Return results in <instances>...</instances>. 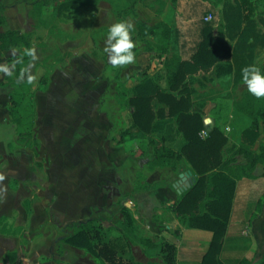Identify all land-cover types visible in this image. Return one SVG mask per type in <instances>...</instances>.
Segmentation results:
<instances>
[{"label":"rangeland","instance_id":"374dc122","mask_svg":"<svg viewBox=\"0 0 264 264\" xmlns=\"http://www.w3.org/2000/svg\"><path fill=\"white\" fill-rule=\"evenodd\" d=\"M23 1L0 0L6 5V18L23 17L21 14L26 11ZM216 1L165 0L163 11L157 14L159 4L148 0L138 6L137 15L151 24L168 20L172 27V51L180 52L186 58L196 50L205 26H213L216 34L219 30L226 34L234 51L233 58L226 61L230 67L221 69L216 66L210 72L198 73L201 79L203 74L206 78H215L213 82L216 83L208 87L219 95L211 99L202 98L198 102L205 106L204 122L206 119L211 121L205 123V130L210 132L219 127L228 136L229 141L224 148L227 157L239 145L246 143L244 132L251 125V120L234 106L235 100L248 90L243 81L235 80V70L244 59L259 67L264 62V14L261 13L264 0ZM44 11L53 13L51 7H45ZM70 14L69 17L67 10L58 14V26L63 21L70 34L74 35L63 42L45 31L35 30L31 16L28 22H22L24 28H31L29 32H32L36 43L35 61L28 71V77L33 81L37 82L47 70L40 64L44 58L49 56L48 61L53 63L55 57L63 60L73 57L65 67H59L53 73L48 89L37 95L44 121L39 126L42 142L40 157L37 158L39 163L26 147L16 142L12 149L10 146L0 149V175L4 176V184L7 186L8 177H16L18 180H9V184L17 185L14 191L19 194V200L26 198L27 208H38L33 213H19L17 210L12 213L11 218L25 217V226L7 228L9 223L5 218L1 219L3 232L0 230V236L6 233L7 246L22 249L30 259H52V264H100L84 249L65 242L59 246L57 241L60 236L73 233V223L93 219L103 241L114 247L125 261L166 264V256L170 253L167 244L175 246V241L199 237L203 231L211 234L177 221L174 211V203L195 183L197 175L185 157L177 170L165 167L149 171L146 163L152 158V151L144 154L141 150L146 134L131 127L130 109L121 112L116 100L117 74L131 87L138 80L158 72L163 59L143 51L146 39H138L136 45L140 51L135 54L134 63L113 66L104 52L108 28L117 21L109 3L73 8ZM208 15L212 16L210 20L206 19ZM127 21L134 24L135 18L131 15ZM11 24L10 21L8 26ZM248 24L252 27L253 38L246 43L241 30ZM8 26L0 23V31ZM251 42L254 47H247ZM57 51L58 55H54ZM196 75L190 76V84L195 91L204 88L196 83ZM219 76L223 78L217 84ZM0 92V100L5 101L8 88L0 87ZM7 120L5 116L2 118L0 133L10 137L11 127L14 137V126ZM168 122L159 124L156 135L160 137L166 133L167 145L179 149L180 135L170 129ZM126 126L131 127V132L123 138ZM261 144H264L263 124L260 137L253 144L254 149L259 150ZM237 158L244 162L242 155ZM189 170L193 173L191 178L194 182L182 190V185L177 184L180 173ZM255 174L254 178L237 182L229 235L222 254L230 264L248 263L246 257L243 261L240 259L243 255L252 256L254 252V259L263 258L264 205L261 214L253 217L257 201L264 192L263 164L257 165ZM153 182L158 185L149 189L136 187ZM37 189L44 195L35 194ZM130 212L134 216L132 221ZM35 216L38 225L33 226ZM205 237L209 239V236ZM0 243L3 244L2 239ZM235 247L243 249L242 253Z\"/></svg>","mask_w":264,"mask_h":264},{"label":"trees","instance_id":"16d2710c","mask_svg":"<svg viewBox=\"0 0 264 264\" xmlns=\"http://www.w3.org/2000/svg\"><path fill=\"white\" fill-rule=\"evenodd\" d=\"M27 1L31 5L30 16L34 19L35 30L47 29V34L55 36L59 42L68 41L74 37L58 26L57 19L60 17L58 14L62 11L107 2L117 16V21H127L133 15L135 23L132 38L135 41V54L140 51L136 41L146 39L142 50L153 53L155 57L163 59V62L158 72L138 80L131 87L117 74V103L121 112H127L130 109L131 127L146 134L141 150L144 154L152 151L153 156L146 163L149 171L153 172L165 167L177 170L183 157L194 169L197 175L195 183L174 203L176 218L188 227L211 232V241L202 264H223L219 260V255L222 252L232 214L237 182L244 178L256 177L257 165H264V144L260 145L259 150L254 149L253 146L260 137L261 125H264V97H256L247 90L240 99L235 100V109L246 115L251 120V125L244 132L246 143L239 145L229 156L224 155V148L229 139L221 128L214 127L206 137L201 134L205 130V106L198 102L199 99L194 98L189 77L201 70L210 71L216 66L221 69L230 67L226 61L233 58L234 51L226 34L222 30L216 34L213 26H205L196 50L189 59H184L181 55L171 51L172 27L170 22L160 20L151 24L138 17V6L148 0ZM155 1L159 4L156 12L160 14L166 2L165 0ZM223 1L217 0L216 2ZM260 1L257 0V2ZM45 7H51L53 13L46 14ZM5 9L6 5L0 2V23L3 25L7 24ZM261 13L264 14V11ZM242 28L241 35L248 43L253 38L252 27L248 24ZM35 45L32 32H21L12 28L0 31V51H18L17 55L10 59L13 63V72L5 78L4 82L10 87L8 110L15 125L17 144L31 148L33 154L38 157L40 141L35 131L38 110L34 96L38 91H45L48 88L50 76L61 58L55 57L53 63L48 61L49 56L44 58L40 64L46 66L47 70L36 83L29 81L26 70L33 61V57L28 54V50L34 49ZM247 47L253 48V42ZM54 55H58V51ZM246 65H250V62L244 59L236 68V81H242L241 70ZM123 66L125 65H121ZM260 68L264 70V62ZM165 121H169L168 125L171 130L179 133V149L167 145L166 133L161 134L160 137L156 135L159 124ZM131 127L126 126L122 132L123 138L131 132ZM9 146L12 148L13 144ZM238 155L243 156L244 162L238 161ZM157 185V182H153L138 184L136 187L149 189ZM263 205L264 192L257 201L256 210L253 213L254 218L261 214ZM123 209L128 212L126 207L123 206ZM133 218L132 215L131 221ZM94 224L93 219L73 223V233L63 237L59 244L65 242L84 249L91 253L100 264H140L122 259L114 247L103 241ZM167 247L170 253L166 256V264H177L176 245L167 244ZM258 264H264V252L263 259Z\"/></svg>","mask_w":264,"mask_h":264},{"label":"crops","instance_id":"0c3cea01","mask_svg":"<svg viewBox=\"0 0 264 264\" xmlns=\"http://www.w3.org/2000/svg\"><path fill=\"white\" fill-rule=\"evenodd\" d=\"M23 2L24 3L22 4V6L26 10L25 12H23V14H21V16H23V17H21L20 19H18V17H14V16L13 17H7V26H8V24H10V21L12 23L7 28L17 29V30H19L21 32H29L31 30V28L30 29L29 28H24L23 24H22L23 21H27V22L29 21V16H30L29 3L26 0L23 1ZM18 6H21V5H18ZM84 6H88V5H83L81 7L76 8V9H81ZM70 11H72V9ZM70 11H67V15L68 14L72 15V14H70ZM62 17H64V16H62ZM163 20H166V19H163ZM166 21H168V20H166ZM62 22H60L59 28H61L62 30L66 31L68 33H70L69 30L64 26V24ZM36 30L37 31H45V33L47 34V29L40 28V29H36ZM172 49H173V40L171 38V51H172ZM59 51H61L60 48H59ZM0 53H1L0 65H8V66L12 67V72H13V63L10 61V59H12L15 55H17L18 51L17 50H8V51H0ZM174 53H177V54L181 55L184 59H189V58H186L185 56H183V54H181L180 52L174 51ZM72 57L73 56H71L69 58L66 57L67 59H64V60L61 59V61L56 63L55 69H54V71L52 72V74L50 76L49 85L51 83L53 73L56 70H58L59 67H65L70 62ZM34 61H35V58H33V61L27 67V70H26L27 76H28V71H29L30 67L32 66V64L34 63ZM212 70L213 69H211L210 71H212ZM210 71H208V72H210ZM12 72H11V74H12ZM202 72H207V71L201 70V71L191 75V76H193V75L197 74L196 76H197L198 79H196V83H199V85H203L204 86L203 89L195 91L194 87H192V85H191V87L193 89V96H194L195 99H202V98L203 99H211V98H214L216 95H219V94L216 93L215 89H210L208 86L211 83L212 84L216 83V82H213L215 80V78L214 79L213 78H206L205 77L206 74H203L202 79H201L198 76H200L199 74H201ZM2 73H3V77L0 78V87L8 88V93H7V97H6L5 101L0 100V124L2 123V118H4V116H5L8 119L7 121L9 122V125L11 123L13 124L14 131H15V125H14V123L11 120V117L9 115V110H8L9 106H10V97H9L10 87L6 86L4 84V82L6 81L5 78L8 76V74H5L4 72H2ZM225 75H227V74H225ZM222 78H223L222 76H219L217 78V81H218L217 84H220L222 82V80H221ZM189 79H190V77H189ZM33 82H35V81H33ZM49 85H48V87H49ZM212 87H214V86H212ZM43 92L44 91H38L35 94V96H34V100L36 102L37 110H38V118H37L36 125H35L36 135H37V137H38V139L40 141L39 156L38 157H40V148L42 147V142H41V139H40L39 126H40L41 121H43V118H41V107H39V104L37 102V97H38L37 95L39 93H43ZM205 126L207 127V124H205ZM0 128H1V125H0ZM9 130H10V133H11L10 137H4L0 133V149H2L3 147L7 149L11 143L12 144L14 142L17 143L16 131H15V136L13 137L11 127L9 128ZM23 147H26L30 151L31 155L36 159L35 160L36 162L39 161V160H37L38 157H36L33 154V151H32L31 148H29L27 146H23ZM10 149H12V148H10ZM12 163H14V161H12ZM7 179H6L7 180V186L4 184V181H3L4 179L0 180V221H1V219L5 218L6 223H9L7 225V228H10L11 226H15V227L16 226H25L26 225L25 222H27L25 220V217L21 216V217H19L17 219H15L14 217L11 218L12 213L15 210H17L19 213H23V212L33 213V212H36L35 209H38V208H36V206H30V207L27 208L25 203H24L26 198L22 199L21 201L19 200V194L16 193L17 191H14V189L17 188V185H15L14 183L11 184V182L9 184V180H11L12 182L14 180L15 181L18 180L16 177H13V178H9L8 177ZM35 194H39V195L42 194L41 190L40 189L35 190ZM42 195H44V194H42ZM232 214H233V210H232ZM232 214H231V217H230L227 233H226L225 238H224L222 252L219 255V260H221V262H223V264H230L228 259L226 257L222 256V254L224 253V250L226 249V242H227L228 235H229V228H230V225H231ZM35 220H36V216L33 217V220H32V225L33 226L34 225H38V221H35ZM177 221H179V220L177 219ZM167 227H170V226H167ZM0 230L1 231L3 230V225H0ZM202 233L203 234L201 236H199V237H186V238H183L181 241H175L176 247H177V264H202L203 257H204V255H205V253H206V251H207V249L209 247V242L211 240V234H206L205 231H203ZM207 233H209V232H207ZM204 235L205 236L206 235L209 236V239H208V237H205ZM5 236H6V233H3L0 236L1 239L3 240V244L0 243V264H35V263L36 264H43V263L52 264L53 263L52 259H48V260L46 259V261H47L46 262L44 260L40 261V259H38V258H34V259L27 258V256L24 254V251L22 249L17 248L15 250V248H9L7 246V243H6ZM62 238H63V236H60L57 239L58 245H59V241ZM1 239H0V241H1ZM236 245L237 244L235 243V246ZM235 249H236L237 252L242 253L243 249H240L238 247H235ZM244 257H246V259H248V263H243V264H258L263 259V258H258L257 259V257H256V259H254L255 258V252L253 253L252 256L243 255L242 258L240 259V261H243ZM260 257H262V253H261ZM3 260L4 261L6 260V262H4ZM12 261H15V262H12Z\"/></svg>","mask_w":264,"mask_h":264},{"label":"clouds","instance_id":"9594fccd","mask_svg":"<svg viewBox=\"0 0 264 264\" xmlns=\"http://www.w3.org/2000/svg\"><path fill=\"white\" fill-rule=\"evenodd\" d=\"M134 25L126 20H118L112 23L107 31L104 52L107 53L108 62L113 66H121L134 63L135 61V41L132 36ZM28 54L35 58V50H28ZM0 71L11 75L12 67L0 65ZM242 81L247 89L256 97H264V70L258 65L251 64L242 68ZM32 77H29L31 81ZM210 120L205 123H210ZM4 176L0 175V180Z\"/></svg>","mask_w":264,"mask_h":264},{"label":"water","instance_id":"95a60500","mask_svg":"<svg viewBox=\"0 0 264 264\" xmlns=\"http://www.w3.org/2000/svg\"><path fill=\"white\" fill-rule=\"evenodd\" d=\"M192 174L193 173L191 170H189L187 172L180 173V180L177 182V184L182 185L181 186L182 190L189 188L192 185V183L194 182V179L191 178Z\"/></svg>","mask_w":264,"mask_h":264},{"label":"built area","instance_id":"2783aa9c","mask_svg":"<svg viewBox=\"0 0 264 264\" xmlns=\"http://www.w3.org/2000/svg\"><path fill=\"white\" fill-rule=\"evenodd\" d=\"M211 17H212L211 15H208V16H206V19L207 20H210ZM208 133L209 132H207V130H203L201 134H202L203 137H206L208 135Z\"/></svg>","mask_w":264,"mask_h":264}]
</instances>
